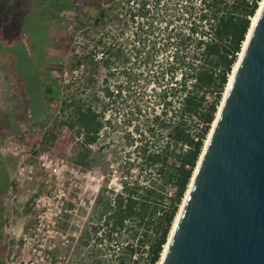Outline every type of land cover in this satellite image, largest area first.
Returning a JSON list of instances; mask_svg holds the SVG:
<instances>
[{"label": "trees", "instance_id": "1", "mask_svg": "<svg viewBox=\"0 0 264 264\" xmlns=\"http://www.w3.org/2000/svg\"><path fill=\"white\" fill-rule=\"evenodd\" d=\"M87 1L84 16L74 28L99 29L97 43L106 49L107 58L99 65L85 54L76 56L72 69L87 62L92 69L90 83L95 70H105L103 95L107 102L101 111L76 98L65 102L63 111L69 110L70 115L63 125L81 138L73 163L89 170L101 169L105 180L75 240L74 262L159 264L262 0ZM133 26L129 55L125 34ZM114 29L121 34H113ZM169 48L172 56L154 81L156 85L165 82L156 92L161 110L146 115L137 104L131 117L124 119V125L137 119L136 138L132 130L123 138L126 146L135 147L136 158L119 163V159L110 158L114 150L106 139L114 121L105 120V113L130 87L138 92L146 90L159 51ZM116 69L121 71L122 82L113 90L108 79ZM60 84L56 96L51 97L53 111L59 103ZM48 93L52 96V88ZM95 101L101 102L97 97ZM24 129L35 130L31 125ZM103 129L105 143L94 150ZM160 134L165 135V141L161 142ZM48 139L54 144L56 135L49 134ZM111 162L119 163V191L109 187Z\"/></svg>", "mask_w": 264, "mask_h": 264}, {"label": "rangeland", "instance_id": "2", "mask_svg": "<svg viewBox=\"0 0 264 264\" xmlns=\"http://www.w3.org/2000/svg\"><path fill=\"white\" fill-rule=\"evenodd\" d=\"M75 2L0 0V190H3L0 193V227L3 264H75V240L89 216L90 201L104 184L105 175L101 169L89 170L73 163L74 151L81 138L74 137L63 125L70 115L69 110L63 111L65 102L76 98L86 105H93L98 111H101L103 102H107L103 95L105 70H95L94 81L90 83L88 78L92 69L87 62L80 69H72L76 56H83L94 42L98 44L99 29L82 26L76 30L74 25L80 20L70 19L61 46L60 99L54 111H48V103L36 86V71L40 68L36 64V51L50 44V33L53 41L59 40V30L50 32L49 13L57 7L74 10ZM134 28H127L125 34L129 55H132ZM114 30L116 36L121 34ZM171 52V48L159 51L145 91L138 92L136 87H130L105 113V120L111 118L114 121L106 139L114 150L111 159L117 158L119 163L126 159L135 160V147L126 146L123 138L131 130L136 138L137 119H133L132 125L123 122L131 117L137 104L142 105L146 115L152 114L153 110L160 112L156 92L165 86V82L156 85L154 81L161 77ZM128 68L132 69L133 65ZM120 72L116 69L114 76L108 79L113 90L122 82ZM12 81H16L17 88ZM95 97L101 102H96ZM13 99L17 100L15 104ZM46 115H49L47 123L42 121ZM34 121L39 126L24 131ZM105 132V129L100 132L94 150L104 145ZM49 134L56 135L54 144L49 141ZM159 139L165 141V135L160 134ZM119 163L111 162L110 167L109 187L115 191L120 190ZM132 174H136L135 171Z\"/></svg>", "mask_w": 264, "mask_h": 264}, {"label": "water", "instance_id": "3", "mask_svg": "<svg viewBox=\"0 0 264 264\" xmlns=\"http://www.w3.org/2000/svg\"><path fill=\"white\" fill-rule=\"evenodd\" d=\"M160 264H264V6Z\"/></svg>", "mask_w": 264, "mask_h": 264}, {"label": "flooded vegetation", "instance_id": "4", "mask_svg": "<svg viewBox=\"0 0 264 264\" xmlns=\"http://www.w3.org/2000/svg\"><path fill=\"white\" fill-rule=\"evenodd\" d=\"M52 3L61 4V0H51ZM67 2H72V0H67ZM88 4L87 0H76L74 6V10L68 8V7H57L56 9H52V11L49 13V25L51 30H59V40L51 39V34L48 36L50 39V44L46 46H41L38 51H36V48L34 47L36 54V64L37 67L40 66V68L36 71V75L38 77V81L36 83L37 88L41 90V92L44 95V100L48 103V111L53 110L54 108V99L51 100V97H55L57 94L59 82H60V75L62 73V42H64V37L67 31V28L69 27L70 19L71 18H80L82 19L84 16V11L86 9V5ZM62 36V38H61ZM43 50V51H42ZM34 51V52H35ZM13 82V81H12ZM11 83V82H10ZM9 83V85H10ZM15 87L18 86V84L13 82ZM17 88V87H16ZM49 88H52L53 94L52 96L48 93ZM11 94L9 95V98L11 99ZM16 99H13V104L16 103ZM12 116H15L14 113H11ZM49 118V115H46L42 121H46ZM33 128H37L39 124L37 121L33 122L32 125ZM25 131V129H24ZM0 193H3V190H0ZM2 232L0 227V264H3L2 259Z\"/></svg>", "mask_w": 264, "mask_h": 264}, {"label": "bare ground", "instance_id": "5", "mask_svg": "<svg viewBox=\"0 0 264 264\" xmlns=\"http://www.w3.org/2000/svg\"><path fill=\"white\" fill-rule=\"evenodd\" d=\"M263 6H264V0L261 1L260 6H259V9L257 10V13H256L255 17L252 19L250 29H249V31H248V33H247L246 40H245L244 43H243L242 50H241V52L239 53L238 60H237L236 64H235L234 67H233V70H232L231 75L229 76V80H228V83H227V86H226V89H225V92H224V95H223V100H222V102H221V104H220V106H219V108H218V112H220V110H221V108H222V104H223L224 98L226 97V94H227V92H228V90H229V88H230V85H231V83H232V80H233V77H234L235 71H236V69H237V67H238V64H239V62H240V59H241V57H242V54H243V52H244V49H245L246 44H247V42H248V39H249V37H250V35H251V32H252V30H253V28H254V26H255V24H256V22H257L259 16H260V14H261V12H262ZM218 112H217V114H218ZM216 116H217V115H216ZM215 124H216V119H215V121H214V123H213L212 128H214V125H215ZM212 128H211V130H210V132H209V134H208V137H207V139H206V141H205V144L208 143V140H209V138H210V136H211ZM204 147H205V146H204ZM186 196H188V191L186 192V195H185L184 199L186 198ZM183 201H184V200H183ZM181 208H182V205H181ZM178 214H179V213H178ZM173 226H175V224H174ZM172 230H173V228H172ZM172 230H171V233H170L169 238L171 237ZM166 250H167V244H166V246H165V248H164V251H163L162 256H164ZM160 262H161V260H160ZM160 262H159V264H160Z\"/></svg>", "mask_w": 264, "mask_h": 264}, {"label": "built area", "instance_id": "6", "mask_svg": "<svg viewBox=\"0 0 264 264\" xmlns=\"http://www.w3.org/2000/svg\"><path fill=\"white\" fill-rule=\"evenodd\" d=\"M85 55L89 56V58L96 64L101 65L102 62L107 58V52L106 49L98 44H91L89 46V49L85 51ZM93 201H90V205Z\"/></svg>", "mask_w": 264, "mask_h": 264}, {"label": "crops", "instance_id": "7", "mask_svg": "<svg viewBox=\"0 0 264 264\" xmlns=\"http://www.w3.org/2000/svg\"><path fill=\"white\" fill-rule=\"evenodd\" d=\"M51 30V29H50ZM54 30H51L50 32H53ZM51 34V33H50Z\"/></svg>", "mask_w": 264, "mask_h": 264}]
</instances>
